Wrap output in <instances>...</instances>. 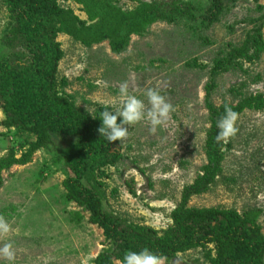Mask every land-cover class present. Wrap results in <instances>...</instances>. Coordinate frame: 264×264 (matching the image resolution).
Masks as SVG:
<instances>
[{
  "label": "rangeland",
  "instance_id": "rangeland-1",
  "mask_svg": "<svg viewBox=\"0 0 264 264\" xmlns=\"http://www.w3.org/2000/svg\"><path fill=\"white\" fill-rule=\"evenodd\" d=\"M57 3L85 21L89 28L84 34H103L102 39L85 45L65 30L57 32L55 41L63 51L57 76L59 82L66 79L58 87L60 93L69 95L91 116L99 106L111 105V110L120 106L119 88L124 82L131 94L144 100L146 108L151 107L144 95L149 88L158 89L173 105L169 119L155 132L147 120L130 126L120 149L110 148L111 152L120 150L121 160L107 174L98 172L84 180L100 194L104 209L124 226L141 224L162 233L172 223L171 213L182 202L185 186L207 162L204 143L210 114L206 86L212 85L208 92L216 106L236 105L239 99L264 95V50L250 63L230 57L243 46L256 21H264V10L257 9L253 0H238L236 4L227 0L225 14L204 26L202 19L216 18L208 10L211 0ZM141 3H156L167 18L152 15L135 31L125 23L118 28L117 35L126 40L120 48L113 36L117 21L105 18L113 14L109 8L144 10ZM259 4L264 6V0ZM171 8L174 10L169 11ZM14 22L9 3L0 0V61L29 63L32 59L27 48H9L3 43L5 36L11 35ZM222 59L229 65L224 61L217 65ZM7 103L5 111L0 99V122L11 117L7 115L11 107H17ZM236 127L237 134L227 142L230 146L225 149L222 173L209 191L191 196L187 206L248 211L257 217L264 233V110H245L238 115ZM80 138L58 134L57 144L35 151L27 164L2 172L0 218L10 225V231L0 236V248L11 243L15 259L0 256V264H95L99 257L110 258L111 264H123L126 251L141 250L120 247L104 227L89 221L88 211L67 198L64 181L73 173L63 153L80 144ZM36 140L33 131L0 124V158L11 153L20 158ZM215 249V244L197 245L172 258L161 256L162 264H212Z\"/></svg>",
  "mask_w": 264,
  "mask_h": 264
},
{
  "label": "trees",
  "instance_id": "trees-1",
  "mask_svg": "<svg viewBox=\"0 0 264 264\" xmlns=\"http://www.w3.org/2000/svg\"><path fill=\"white\" fill-rule=\"evenodd\" d=\"M226 1L211 0L208 10L216 18L206 17L208 20L202 19L201 23L210 26L218 21V16L222 17L228 10ZM7 2L15 26L11 35L5 36L3 43L9 48L24 46L32 61L22 64L15 60L8 61L12 64L0 61V72L3 74L0 76V99L3 101V108L5 111L8 110L10 103L7 101L17 105L11 107L7 114L11 117L0 124L33 131L37 135V140L30 144L28 152L20 158L12 153L0 158V188L3 184L4 170H9L13 165L27 164L35 151L57 144L58 134L68 137L81 136L80 144L68 147L63 153V158L67 160L66 163L73 173L64 181L67 198L88 211L89 221L104 227L120 247L134 246L138 249L147 247L160 256L172 258L179 252L197 245L215 244L217 256L211 260L212 264H264V233L262 226L256 223V216L249 214L248 211L239 212L237 209L187 206L191 196L209 191L223 171L225 149L230 144L217 143L215 136L219 131L217 121L224 113L225 106L231 107L238 115L243 114L245 110L262 111L264 95L239 99L236 105L225 103L216 106L210 101L208 90L212 85L208 84L205 102L210 114L208 118L210 126L206 130L204 143L207 162L195 180L185 186L182 202L171 213V225L162 233L141 224L124 226L112 212L104 209L100 194L94 188L88 187L84 181L92 177L91 174L94 176L98 172L107 174L108 169L121 160L123 154L119 150V145L122 141L109 144L97 131L101 126L98 116L103 111V106L98 107L95 113L97 117H94L77 107L69 95L58 91L59 85H64L66 79L63 78L59 82L57 76L59 62L63 57V51L55 41L57 32L65 30L85 45L102 39L103 34L102 36L94 33L84 34L89 26L85 27V21L58 6L57 0H7ZM237 2L238 0H234L233 4ZM253 2L257 9L264 10L259 0ZM141 7L144 10L132 12L123 11L120 7L109 8L113 14L105 18L117 21L115 23L117 29L113 36L117 37L118 40H114L118 42L120 48L126 45V40L117 35L120 34L118 28L125 27V23H130L131 30L135 31L140 29V22L143 23L152 15L167 18V13L160 10L156 3H141ZM171 10L174 9L171 8L169 11ZM250 21L254 22L253 19ZM263 22L262 18L256 21L253 32L248 33L241 48L230 54L231 58L234 56L250 63L261 56L264 50ZM223 61L229 65L224 59L217 60L216 63L222 65ZM9 65L13 66L9 68ZM116 146L119 149L111 152L110 148H117ZM111 263L110 258L101 257L95 262Z\"/></svg>",
  "mask_w": 264,
  "mask_h": 264
},
{
  "label": "clouds",
  "instance_id": "clouds-1",
  "mask_svg": "<svg viewBox=\"0 0 264 264\" xmlns=\"http://www.w3.org/2000/svg\"><path fill=\"white\" fill-rule=\"evenodd\" d=\"M150 108H146L145 102L140 97L129 92L127 82L119 88L120 106L115 110L111 105H104L103 111L98 116L101 126L98 132L110 144L123 141L128 135V128L141 121L147 120L151 125V131L155 132L158 126L163 125L169 119L174 110L173 105L160 93L158 89L149 88L144 94ZM94 117H97L93 115ZM238 114L231 107L225 106L224 113L217 121L218 133L215 136L217 143L228 142L237 134L236 123ZM10 231V225L0 218V236ZM0 256L8 261H14L15 252L11 243H6L0 248ZM123 264H162L160 255L145 247L139 251L128 250L123 256Z\"/></svg>",
  "mask_w": 264,
  "mask_h": 264
}]
</instances>
